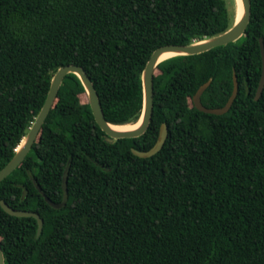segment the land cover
<instances>
[{
    "label": "trees",
    "instance_id": "1",
    "mask_svg": "<svg viewBox=\"0 0 264 264\" xmlns=\"http://www.w3.org/2000/svg\"><path fill=\"white\" fill-rule=\"evenodd\" d=\"M0 0V170L38 115L52 76L82 66L105 119L134 124L142 72L168 44L225 32L230 0ZM236 41L160 62L145 132L105 140L74 73L67 74L20 165L0 182V201L37 212L17 217L0 205L4 264H264V88L256 100L264 42V0ZM192 101L210 80L201 101ZM162 124L168 135L142 158ZM67 170V201L62 180ZM26 196L22 198L23 191Z\"/></svg>",
    "mask_w": 264,
    "mask_h": 264
},
{
    "label": "water",
    "instance_id": "2",
    "mask_svg": "<svg viewBox=\"0 0 264 264\" xmlns=\"http://www.w3.org/2000/svg\"><path fill=\"white\" fill-rule=\"evenodd\" d=\"M236 2V13H235V20L233 25L227 29L225 32L193 42L189 45H181V44H168L161 46L153 51L149 60L147 61L143 72H142V92H143V105H142V112L140 118L137 122L139 125L134 129L129 130H116L112 128L113 126H124L127 124H113L108 122L103 114L102 106L97 94V91L86 73L85 69L82 66L76 64H68L59 67L54 75L52 76L49 90L46 96V99L41 107L38 115L36 116L35 120L33 121L32 125L30 126L28 132L23 137L19 145L15 150V154L9 160V162L0 170V182L8 176L15 168H17L20 163L24 160L27 156L28 152L30 151L33 143L35 142L38 134L41 130V127L45 121V118L50 111L56 96L59 90V87L64 79V77L69 73L76 74L80 81L82 82L85 92L87 93L88 102L94 116L95 121L99 125L102 131L105 133V140L108 142H112L114 139L118 138H134L142 135L145 130L147 129L151 116H152V109H153V96H154V88H153V75L157 65L162 62V56L166 53H175V55H193L198 54L201 52L208 51L214 47L226 45L228 43L236 41L240 38L249 23L250 16H251V1L250 0H235ZM259 45H260V52H261V61H262V69H261V77L258 83V87L255 93V99L257 100L264 88V42L263 38H259ZM174 55V56H175ZM233 90L231 95L229 96L226 104L223 107L219 108H208L206 107L202 101L201 96L204 90L210 84V80L202 84L195 94L192 97V101L194 106L205 113L208 114H216L221 115L226 113L229 108L231 107L236 95L238 93V82L236 75L233 73ZM136 122V123H137ZM135 124V123H134ZM168 130L165 124H162L159 130L158 138L155 144L149 149L145 151L132 149L133 154L136 156L147 158L150 157L161 150L164 145V142L167 138ZM67 170L68 164L63 173V180H62V189H63V199L60 203L53 202L47 196L44 195L46 201L49 203L50 206L54 208H61L66 204L67 201ZM26 196V190L23 191L24 198ZM0 205L2 209L10 215L17 216V217H34L37 220V236L40 235L43 227V218L35 211L31 210H24V209H16L10 207L4 200L0 201ZM0 264H4V254L0 244Z\"/></svg>",
    "mask_w": 264,
    "mask_h": 264
},
{
    "label": "bare ground",
    "instance_id": "3",
    "mask_svg": "<svg viewBox=\"0 0 264 264\" xmlns=\"http://www.w3.org/2000/svg\"><path fill=\"white\" fill-rule=\"evenodd\" d=\"M175 53H166L162 56V59L165 58H170L172 56H174ZM140 122V121H139ZM139 122L135 123V124H127L124 126H113L112 128L116 129V130H129V129H134L139 125Z\"/></svg>",
    "mask_w": 264,
    "mask_h": 264
},
{
    "label": "rangeland",
    "instance_id": "4",
    "mask_svg": "<svg viewBox=\"0 0 264 264\" xmlns=\"http://www.w3.org/2000/svg\"><path fill=\"white\" fill-rule=\"evenodd\" d=\"M227 6H228L229 11L232 12L233 11V5H232L230 0H227ZM81 101L82 102L88 101L87 93H85L84 95L81 96Z\"/></svg>",
    "mask_w": 264,
    "mask_h": 264
}]
</instances>
